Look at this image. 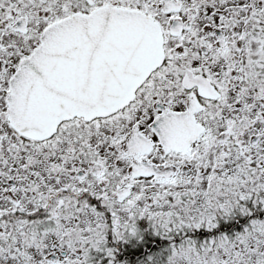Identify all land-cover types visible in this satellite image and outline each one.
I'll use <instances>...</instances> for the list:
<instances>
[{
	"label": "snow or ice",
	"instance_id": "obj_1",
	"mask_svg": "<svg viewBox=\"0 0 264 264\" xmlns=\"http://www.w3.org/2000/svg\"><path fill=\"white\" fill-rule=\"evenodd\" d=\"M0 264H264V0H0Z\"/></svg>",
	"mask_w": 264,
	"mask_h": 264
},
{
	"label": "trees",
	"instance_id": "obj_2",
	"mask_svg": "<svg viewBox=\"0 0 264 264\" xmlns=\"http://www.w3.org/2000/svg\"><path fill=\"white\" fill-rule=\"evenodd\" d=\"M125 250V252H127L128 251V249H124Z\"/></svg>",
	"mask_w": 264,
	"mask_h": 264
},
{
	"label": "flooded vegetation",
	"instance_id": "obj_3",
	"mask_svg": "<svg viewBox=\"0 0 264 264\" xmlns=\"http://www.w3.org/2000/svg\"><path fill=\"white\" fill-rule=\"evenodd\" d=\"M125 251V250H124Z\"/></svg>",
	"mask_w": 264,
	"mask_h": 264
}]
</instances>
